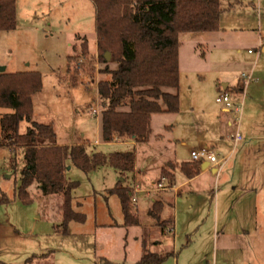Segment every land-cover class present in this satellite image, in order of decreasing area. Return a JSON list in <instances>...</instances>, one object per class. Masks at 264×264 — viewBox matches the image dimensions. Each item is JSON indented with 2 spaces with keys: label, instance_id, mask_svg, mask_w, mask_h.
Listing matches in <instances>:
<instances>
[{
  "label": "rangeland",
  "instance_id": "374dc122",
  "mask_svg": "<svg viewBox=\"0 0 264 264\" xmlns=\"http://www.w3.org/2000/svg\"><path fill=\"white\" fill-rule=\"evenodd\" d=\"M228 1L221 0L220 28L224 31L179 36V88L165 91L178 92L181 114H190L197 122L207 115L223 119L222 106L215 102L219 95L217 84L233 87L242 75L251 78L244 79L245 90L238 98L232 92L242 110L237 115L238 125L233 124L229 134L237 128L245 142L236 146L235 161L233 158L226 163L217 185L222 187L231 180L234 167L235 182L243 179L240 154L244 148L248 160L245 167L253 169V185L258 194L264 195V0H246V4L253 5L234 10L227 9ZM94 21L95 9L90 0H17L16 28L0 32V69L6 68L3 73H40L42 89L32 97L33 121L52 125L58 144L72 146L88 141L89 153L135 150L159 158L163 149L153 145L142 150L122 143L97 145L103 111L97 84L110 80L108 74L101 75L100 71L115 70L116 64L100 61ZM84 40L88 56L82 54ZM93 110L97 113L93 114ZM11 112L0 108V117ZM229 116L232 119L236 115ZM29 126L21 122L19 133L24 134ZM156 127L152 128L154 132ZM160 133L165 135L164 147L169 137L165 131ZM181 134H185L184 142L192 146L193 139L185 132ZM171 144L174 146V142ZM179 152L187 159L188 150ZM22 169L23 150L12 153L9 148L0 147V199L6 202L0 205V261L6 264H104L102 259L112 264H136L142 255L144 229L148 252L159 256L174 253L162 264H264V257L259 254L264 252V224L258 225L256 237L254 224L250 223L249 237L214 238L215 199L207 193L188 190L189 187L179 190L175 197L174 235L152 226L144 213L148 203L139 208L141 226L122 227L118 198L104 196L120 181L119 173L108 166L88 174L73 166L67 169L66 177L79 184L72 194L73 207L85 215V222L70 223L64 235L57 232L61 228L57 196H43L34 184L28 189L31 203L23 204L18 199ZM261 214L264 216L263 210H259V218ZM236 215V198L221 202L219 218L229 223V228H235Z\"/></svg>",
  "mask_w": 264,
  "mask_h": 264
},
{
  "label": "trees",
  "instance_id": "16d2710c",
  "mask_svg": "<svg viewBox=\"0 0 264 264\" xmlns=\"http://www.w3.org/2000/svg\"><path fill=\"white\" fill-rule=\"evenodd\" d=\"M16 1L0 0V32L16 28ZM95 9L94 30L97 55L107 64H116L115 70L105 68L101 75L110 80L97 84V95L102 104L101 139L112 143L115 139L134 138L145 142L150 135L153 115L176 114L180 109L178 93L166 89L179 88V36L184 33H214L220 30L223 12L220 0H90ZM82 54L88 56L84 40ZM239 83L234 91H239ZM42 89L39 72L0 74V108L12 112L0 117V147L12 153L23 150V169L17 197L23 204L32 202L28 189L36 184L43 196L57 195L62 199L61 228L67 234L70 222L84 223L85 215L72 207L73 192L78 183L66 177L69 166L88 174L99 167L108 166L121 177L134 170V151L88 154L86 144L57 146L52 125L32 121V97ZM224 92H229L225 90ZM122 109V110H121ZM30 124L24 134L19 133L21 122ZM185 174L192 178L199 172L198 163L183 165ZM162 177L173 182L167 171ZM129 188L118 182L107 191L119 199L125 228L140 226L133 214L128 197ZM0 199V205L5 204ZM171 207V205H169ZM162 200L152 203L148 216L163 232L173 226L169 216L161 220ZM147 235L142 239V256L136 264H162L173 256L150 253L146 249ZM31 259V258H30ZM112 264L109 261H101ZM0 264H6L0 261Z\"/></svg>",
  "mask_w": 264,
  "mask_h": 264
},
{
  "label": "crops",
  "instance_id": "0c3cea01",
  "mask_svg": "<svg viewBox=\"0 0 264 264\" xmlns=\"http://www.w3.org/2000/svg\"><path fill=\"white\" fill-rule=\"evenodd\" d=\"M260 1L261 0H258V3H260ZM247 5H253V4L252 3L246 4V0H230L227 3V9L234 10L237 8L246 7ZM219 31H224V30H221L220 28ZM4 69H5L4 72H6L7 71L6 68ZM24 72H28V71H24ZM239 83L242 85V88L239 91H234ZM224 85H226V88H223ZM225 90L229 91V93L231 94L232 92L237 93V98H238V96L244 93L245 83L244 81L239 79L236 85L233 87H229V85L225 83L221 85L217 84L216 92L220 94ZM220 112L224 117L223 119L219 115H217L216 117L207 115L203 118L204 120L199 122H197L194 117H191L190 114H181L180 109L179 112L176 114L153 115L150 122V135L145 142H136L134 138H126V139H116L112 143L106 144V145H113L114 143H122V145L134 147L137 150L146 149L147 145H153L163 149V151L161 150L158 153L161 154L159 158L155 156L151 158V156L146 155L145 153L140 154V153H136V151L133 150L135 154L134 170L131 173L125 174L123 177L120 176V182H122V184L124 186H127L130 190L128 193V197L130 201H131L130 198L131 191L136 187L138 188V193L136 195L137 198L136 206L134 207L131 202L133 209L135 208L134 212H136L134 215L138 218V220L140 218L139 208L141 206H145L146 203H148V208L146 209V211L144 210V213H146L148 216V211L150 210L152 203L156 200L157 201L162 200L164 203V209L163 212L161 213V220H166L169 216H172L173 218V226L169 227L168 229H165L162 233H169L171 235H174L173 234L175 229L174 209H175V201H176L175 197H177L176 194L178 195L179 190L189 187L188 190L199 191L203 194L207 193L209 196H211L212 200L215 199L214 238L249 237L251 235V231L249 230L250 223L254 224L255 229L253 230V235L256 237V234L260 230V229L258 230L259 228L258 225L264 224V216H262L261 214L259 218L258 215L259 210L264 211V207H263L264 205H261L264 204V200H263L264 195L261 193L258 194L256 191V187H254L253 185L255 184L253 183L255 182L253 181L254 180L253 178H255L253 169H248L245 167L246 166L245 162H248V160L244 148L241 150V152L244 150L243 155L240 154V167L242 168V172L244 174L243 179L240 180L239 183L235 182L236 167H234L231 180L229 181L227 180L225 183H223L222 187H218L217 185V182L219 180L218 175L223 172V168L225 167L226 163L234 158V150L238 145V144H234L232 140L233 135L236 132H238V129L236 128L234 130L235 131L234 134H229V130L233 131L234 128L233 124H236L237 126L238 123L237 122L234 123L235 118L231 119L229 116L232 113L227 112L223 107H221ZM32 121H33V117H32ZM155 125L157 126L156 127L157 131L154 132L152 128ZM99 127L101 130V121H99ZM164 131L165 133H167L169 140L167 141L168 143L165 142L167 143V145L163 147L162 143L165 140V135L164 136L161 135L160 132H164ZM181 132H185L193 139L192 146H188L184 142V139H182V137L185 136V134H181ZM242 138H243V142H245L243 136ZM172 142H174V146H172L171 144ZM102 143L103 142L101 139V131H100V139L99 142H97V145L101 146L103 145ZM232 143H233V148H230ZM254 143L255 142L251 144ZM55 144L57 146H63L61 144H58L57 141H55ZM77 144H86V149H87L88 141L83 143L79 141ZM201 147L207 148L213 151L214 153L219 152L220 155L225 154L221 156L226 158V162L217 168L213 167L208 162H202V163L197 162L199 167V172L196 176L189 178L183 171V165H191L192 163H194L191 160L190 153L192 150ZM179 149L188 150L187 159H183V157L180 155ZM87 153L92 154L94 152L89 153L87 151ZM237 159H239V155ZM164 170L172 175L173 182L169 184L168 180L166 179L165 190L159 192L152 191L154 185L162 178V171ZM127 179L131 180L130 183L128 184L125 183ZM118 182H116V184ZM149 182L151 186H148ZM35 186L36 189H38V186L37 185ZM110 189L112 188H109L105 191L104 194L105 197L109 196L107 194V191ZM164 192L168 194L165 197L160 196V193H164ZM152 193L155 194L153 197H151ZM50 196L54 197L57 195H50ZM57 197L60 201L59 213H60V223H61L62 199L60 196ZM227 198L229 200L236 198L237 215L233 220L234 222L233 225L235 226V228L233 229L229 228V223H225L224 219L219 218L220 204ZM169 205H171V207H169ZM72 207H73V202H72ZM73 210L75 212H78L74 209V207ZM253 211L255 212L254 214ZM151 221L153 227L159 228L155 226L154 220L151 219ZM219 226L222 227L220 231H218ZM166 230L168 231L166 232ZM144 234L145 235L147 234L146 229H144L143 235ZM141 247H142V240H141ZM259 252H260L259 254H261V256L264 257V252L263 251H259ZM103 260L105 259H102L101 261Z\"/></svg>",
  "mask_w": 264,
  "mask_h": 264
},
{
  "label": "built area",
  "instance_id": "2783aa9c",
  "mask_svg": "<svg viewBox=\"0 0 264 264\" xmlns=\"http://www.w3.org/2000/svg\"><path fill=\"white\" fill-rule=\"evenodd\" d=\"M244 79L246 81L251 80V78L249 76L242 75L240 80L244 81ZM215 102L218 105H221L227 112L232 113L234 116L236 115L234 123L237 122V120H238L237 115H239L241 113L242 104L239 102V100L236 99L235 95H233L229 92H221L218 95V97L216 98ZM92 113L96 114L97 112L95 110H93ZM232 140H233L234 144H240L243 142V138L239 132H236L233 135ZM190 157H191V160L193 162H198V163L208 162L210 165H212L213 167H216V168L223 165L226 162L225 157H222V156L220 157L219 154H216L213 151H211L207 148H204V147L192 150L190 153ZM165 184H166V179L162 177L154 185L152 191L159 192V191L165 190V188H166ZM137 193H138V188L136 187L131 191V194H130L131 202H132L134 207L137 204V198H136Z\"/></svg>",
  "mask_w": 264,
  "mask_h": 264
},
{
  "label": "water",
  "instance_id": "95a60500",
  "mask_svg": "<svg viewBox=\"0 0 264 264\" xmlns=\"http://www.w3.org/2000/svg\"><path fill=\"white\" fill-rule=\"evenodd\" d=\"M105 59H106L107 62L110 60V56H109V54H106V55H105ZM4 70H5L4 68H1V69H0V74L3 73ZM223 88H226V85H224Z\"/></svg>",
  "mask_w": 264,
  "mask_h": 264
}]
</instances>
